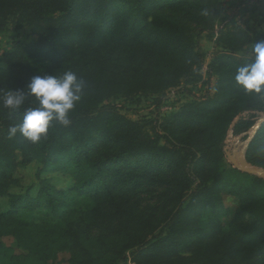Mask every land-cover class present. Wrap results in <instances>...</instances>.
<instances>
[{
  "label": "trees",
  "instance_id": "16d2710c",
  "mask_svg": "<svg viewBox=\"0 0 264 264\" xmlns=\"http://www.w3.org/2000/svg\"><path fill=\"white\" fill-rule=\"evenodd\" d=\"M217 1L0 0V31L17 16L37 37L13 43L3 58L0 97L10 89L27 92L37 75L72 71L86 83L71 125H51L38 144L9 136V126L37 106L35 98L19 112L0 102V199L15 182L18 154L23 165L38 161L41 172L58 170L71 179L66 187L40 179L34 194L10 195L9 210L0 209V242L13 237L29 250L35 244L40 264H51L59 252L71 253V264H264V180L228 170L221 148L240 112L264 110V95L245 93L234 79L252 60L217 53L210 67L218 78L214 91L191 96L165 116L166 136L111 102L163 94L198 76L205 60L201 38L212 29ZM219 33V42L244 47L248 40L239 28ZM138 156L173 158L190 175L135 166ZM246 159L264 169V124ZM229 177L249 179L251 187ZM228 191L238 206L226 222ZM145 196L165 202L162 217L143 205ZM35 210L44 218H22Z\"/></svg>",
  "mask_w": 264,
  "mask_h": 264
},
{
  "label": "rangeland",
  "instance_id": "374dc122",
  "mask_svg": "<svg viewBox=\"0 0 264 264\" xmlns=\"http://www.w3.org/2000/svg\"><path fill=\"white\" fill-rule=\"evenodd\" d=\"M212 23V29L203 33L201 38V47L205 54V60L198 71V76L183 81L178 87L169 89L163 94L143 95L134 99H111V102L116 105L120 113L133 121L145 124L148 129L155 130L160 135L166 136V132L160 124L165 116L176 112L185 102L192 99L191 96L200 97L209 91L211 93L214 91L218 78L215 73L211 72L210 67L217 53L228 52L253 60L250 54L252 45L264 40V0H218L215 19ZM237 28L242 29L248 36L244 47H241L240 42L233 44L227 38L219 42L220 30H234ZM36 39V35L29 26L22 24L17 16H12L7 23L6 29L0 31V63L11 52L13 43H29ZM231 44L236 49L233 52L228 49ZM263 118L264 110L246 109L240 112L227 126L221 148L223 160L228 170L231 168L236 169L231 162V158L238 159L241 154H244L246 159L247 150L256 134L251 137V132ZM249 139L250 142L247 146ZM161 143H164L163 139H161ZM174 143L176 142L174 141ZM18 161L19 164L14 175L15 182L9 191V196L25 194L27 191L34 194L40 179H49L62 187H66L71 181L69 177L62 175L58 170H52L48 173L41 172L40 170L43 166L38 161L23 165L20 154H18ZM131 162L135 166L157 169L168 176H173L176 171H178L179 175L185 172L190 175V172L188 173L186 169L176 167L175 159L173 158L138 156L132 159ZM249 165L253 168L263 169L250 163ZM252 176L258 177L256 175ZM229 179L231 183L246 187H251L252 184L249 179L242 177H229ZM223 195L224 206L229 212L225 220L229 222L234 216L238 200L229 191ZM9 196L0 199L1 212L9 210ZM73 198L77 202H81L83 199V197L76 194H73ZM143 205L148 210H154L159 217H162L166 210L165 202L153 197H143ZM31 214L32 216L25 214L22 218L26 221L34 219L39 221V219L44 218L38 210L33 211ZM241 219L247 221L248 216H243ZM92 233L97 235L100 230L93 228ZM0 244V264H40V256L33 250L35 244H30V248L33 249L29 250V247L21 244L13 237L2 238ZM71 257L72 255L69 252H59L54 262L52 259L48 262L51 264H71Z\"/></svg>",
  "mask_w": 264,
  "mask_h": 264
},
{
  "label": "clouds",
  "instance_id": "9594fccd",
  "mask_svg": "<svg viewBox=\"0 0 264 264\" xmlns=\"http://www.w3.org/2000/svg\"><path fill=\"white\" fill-rule=\"evenodd\" d=\"M202 15L208 16L205 10ZM253 60L236 69L235 82L251 95H264V40L252 45ZM86 83L72 71L63 75L34 76L25 90L10 89L0 97L4 108L19 112L28 97H34L37 106L24 111L23 120L9 126V136L18 133L32 144L47 138L51 125L58 123L64 127L72 123V113L84 94Z\"/></svg>",
  "mask_w": 264,
  "mask_h": 264
},
{
  "label": "water",
  "instance_id": "95a60500",
  "mask_svg": "<svg viewBox=\"0 0 264 264\" xmlns=\"http://www.w3.org/2000/svg\"><path fill=\"white\" fill-rule=\"evenodd\" d=\"M264 124V118L260 120V122L257 124V126L252 130L251 137L254 136V134L257 132L259 127ZM250 139L248 141L247 146L249 145ZM231 162L234 165L236 169L241 171L242 173L250 174V175H256L262 179H264V170L253 168L249 165V163L246 161L244 154H242L238 159L237 158H231Z\"/></svg>",
  "mask_w": 264,
  "mask_h": 264
},
{
  "label": "bare ground",
  "instance_id": "6f19581e",
  "mask_svg": "<svg viewBox=\"0 0 264 264\" xmlns=\"http://www.w3.org/2000/svg\"><path fill=\"white\" fill-rule=\"evenodd\" d=\"M240 153V152H239ZM242 155V154H241Z\"/></svg>",
  "mask_w": 264,
  "mask_h": 264
}]
</instances>
